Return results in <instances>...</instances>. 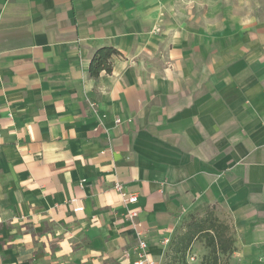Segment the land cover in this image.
I'll use <instances>...</instances> for the list:
<instances>
[{"label": "crops", "instance_id": "1", "mask_svg": "<svg viewBox=\"0 0 264 264\" xmlns=\"http://www.w3.org/2000/svg\"><path fill=\"white\" fill-rule=\"evenodd\" d=\"M218 10L0 0V264H132L139 231L162 264L206 203L233 226L230 264H264V20ZM103 46L121 55L93 78Z\"/></svg>", "mask_w": 264, "mask_h": 264}, {"label": "trees", "instance_id": "2", "mask_svg": "<svg viewBox=\"0 0 264 264\" xmlns=\"http://www.w3.org/2000/svg\"><path fill=\"white\" fill-rule=\"evenodd\" d=\"M121 55L113 46L98 48L92 55L89 74L93 78L102 72L110 74L113 71V59ZM219 206L206 203L196 211L188 214L175 230L169 240L162 264H175L184 260L190 247L197 239H203L208 253L204 256L205 264H230L232 253L236 249V238L233 226L227 214L222 218L217 212ZM224 258L227 261L224 262Z\"/></svg>", "mask_w": 264, "mask_h": 264}, {"label": "rangeland", "instance_id": "3", "mask_svg": "<svg viewBox=\"0 0 264 264\" xmlns=\"http://www.w3.org/2000/svg\"><path fill=\"white\" fill-rule=\"evenodd\" d=\"M218 2L220 10L235 17L236 14H242L244 18H257L264 20V0H211ZM198 206L194 211L199 209ZM193 212V211H192ZM217 212L222 218L226 215L222 212V208L218 207ZM188 216V215H187ZM186 216V217H187ZM188 218V217H187ZM186 219V218H185ZM169 243V242H168ZM208 253L203 239H197L190 247L184 260H177L175 264H205L204 256ZM227 258H224V262ZM163 263V261H162Z\"/></svg>", "mask_w": 264, "mask_h": 264}, {"label": "built area", "instance_id": "4", "mask_svg": "<svg viewBox=\"0 0 264 264\" xmlns=\"http://www.w3.org/2000/svg\"><path fill=\"white\" fill-rule=\"evenodd\" d=\"M116 122L120 123L121 119H117ZM115 188L120 192L122 200L127 203H136L138 201V195L136 194H128L123 185L119 182L115 184ZM77 199L72 198L71 203L73 205V210L74 212H80L83 211L84 207L83 205L77 204L76 203ZM138 216V211L131 209L127 212V217L130 220H133ZM138 238H139V245L137 249V258L133 260L132 264H156V262L150 258L149 253H148V244L145 239V235L142 231H139L138 233ZM169 242V240H167ZM131 255L130 251H125L123 253V258L127 259Z\"/></svg>", "mask_w": 264, "mask_h": 264}]
</instances>
